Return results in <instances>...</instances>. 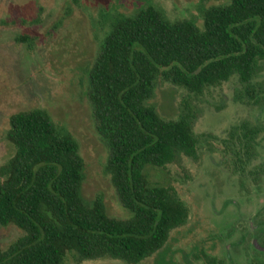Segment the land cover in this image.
Here are the masks:
<instances>
[{
    "label": "trees",
    "instance_id": "1",
    "mask_svg": "<svg viewBox=\"0 0 264 264\" xmlns=\"http://www.w3.org/2000/svg\"><path fill=\"white\" fill-rule=\"evenodd\" d=\"M263 66L264 0H221L202 12L200 27L170 21L154 6L116 18L88 73V98L109 149L106 173L128 218L109 217L101 197L83 199L78 144L45 111L14 114L6 135L14 153L0 167V226L23 235L0 248V264H141L163 250L189 212L147 170L196 158L198 113L184 104L177 120H164L148 104L156 83L197 98L236 77L235 99L264 106V85H252ZM259 131L243 123L230 134L239 162L251 157Z\"/></svg>",
    "mask_w": 264,
    "mask_h": 264
},
{
    "label": "rangeland",
    "instance_id": "2",
    "mask_svg": "<svg viewBox=\"0 0 264 264\" xmlns=\"http://www.w3.org/2000/svg\"><path fill=\"white\" fill-rule=\"evenodd\" d=\"M221 0H0V167L14 153L6 140L10 118L43 110L77 142L84 162L81 194L103 199L114 219H127L106 173L109 149L96 130L88 73L119 16L154 6L170 21L202 25V12ZM264 85V66L252 81ZM236 77L203 95L158 81L148 104L164 120H177L184 104L198 113L195 159L147 170L152 183L171 186L189 212L166 247L141 264H264L253 240L264 244V106L237 101ZM246 123L260 131L250 158L238 161L230 134ZM23 233L0 226V248ZM64 264H77L68 258ZM79 264H123L112 260Z\"/></svg>",
    "mask_w": 264,
    "mask_h": 264
},
{
    "label": "flooded vegetation",
    "instance_id": "3",
    "mask_svg": "<svg viewBox=\"0 0 264 264\" xmlns=\"http://www.w3.org/2000/svg\"><path fill=\"white\" fill-rule=\"evenodd\" d=\"M261 239H262L261 236L258 235V237H256L253 240V247H254L255 250L262 251L264 253V244H262V240Z\"/></svg>",
    "mask_w": 264,
    "mask_h": 264
},
{
    "label": "water",
    "instance_id": "4",
    "mask_svg": "<svg viewBox=\"0 0 264 264\" xmlns=\"http://www.w3.org/2000/svg\"><path fill=\"white\" fill-rule=\"evenodd\" d=\"M261 249V248H260Z\"/></svg>",
    "mask_w": 264,
    "mask_h": 264
}]
</instances>
